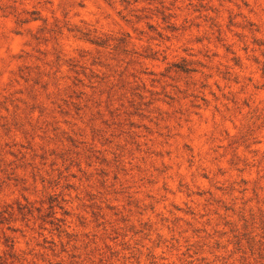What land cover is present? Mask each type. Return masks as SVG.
<instances>
[{"label":"rangeland","instance_id":"374dc122","mask_svg":"<svg viewBox=\"0 0 264 264\" xmlns=\"http://www.w3.org/2000/svg\"><path fill=\"white\" fill-rule=\"evenodd\" d=\"M0 264H264V0H0Z\"/></svg>","mask_w":264,"mask_h":264}]
</instances>
